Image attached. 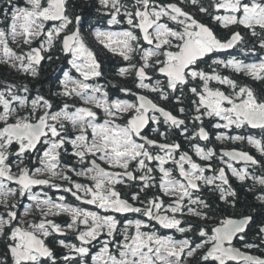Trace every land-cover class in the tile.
I'll list each match as a JSON object with an SVG mask.
<instances>
[{"label": "snow or ice", "instance_id": "obj_1", "mask_svg": "<svg viewBox=\"0 0 264 264\" xmlns=\"http://www.w3.org/2000/svg\"><path fill=\"white\" fill-rule=\"evenodd\" d=\"M92 7H0V64L29 81L67 65L47 94L0 84V264H264L233 186L264 207V91L246 82L264 83V0ZM88 36L122 62L115 83Z\"/></svg>", "mask_w": 264, "mask_h": 264}, {"label": "trees", "instance_id": "obj_2", "mask_svg": "<svg viewBox=\"0 0 264 264\" xmlns=\"http://www.w3.org/2000/svg\"><path fill=\"white\" fill-rule=\"evenodd\" d=\"M74 6V12L83 14L90 18V22L94 21L96 13L92 7L93 0H72ZM4 6V0H0V7ZM90 45L96 50L98 58L102 64V69L104 71V78L101 80V83H106L108 80L117 81L115 75L117 67L122 64L118 57H113L110 53H107L106 50H103L101 46H97L93 41L89 40ZM67 65L64 62L62 57L60 60H55L52 63L48 64L42 71L41 77L35 81H29L25 77L15 73L13 70L9 69L7 65L0 64V84L5 82H15L17 84L29 83V86L35 92L36 89H39L42 93L47 94L49 88L56 87V80L58 77L62 78V71L66 70ZM59 69L58 74L56 73ZM249 83L250 81H246ZM254 89H262L263 84H254L252 85Z\"/></svg>", "mask_w": 264, "mask_h": 264}, {"label": "flooded vegetation", "instance_id": "obj_3", "mask_svg": "<svg viewBox=\"0 0 264 264\" xmlns=\"http://www.w3.org/2000/svg\"><path fill=\"white\" fill-rule=\"evenodd\" d=\"M202 19H204V21L207 22V18L206 17H204ZM58 72H59V69H57L56 73L58 74ZM115 82L116 81L114 80V83ZM249 84L252 86L254 84H260V83L250 81ZM261 84H263V88L262 89H257V90L255 89L257 92L264 91V83H261ZM219 147H221V146L217 145V148H219ZM227 147L242 148L243 150L249 151L251 154L256 156L257 159H261L259 157V154L256 153L254 149L250 148L246 144H243V145H240V144L227 145ZM233 186L236 188V190L238 192V195H239L238 211L247 212L249 209H253V208L256 209V214H255L256 215V223L252 226V230H251V233H250V236H249L250 239H253L254 238V233L256 232L257 225H259L261 222H264V207H262L261 205H259L255 201V199H254L255 193L254 192H249L244 185H241L239 182L235 181L234 179H233ZM205 198L208 199L209 202L215 203V198H214V196L212 194L205 193ZM221 208H223V206H221ZM217 214H219V213H217Z\"/></svg>", "mask_w": 264, "mask_h": 264}, {"label": "rangeland", "instance_id": "obj_4", "mask_svg": "<svg viewBox=\"0 0 264 264\" xmlns=\"http://www.w3.org/2000/svg\"><path fill=\"white\" fill-rule=\"evenodd\" d=\"M87 38H88V40L93 41V43L99 47V45L94 41V39L91 36H88ZM113 83H114V81H113Z\"/></svg>", "mask_w": 264, "mask_h": 264}]
</instances>
